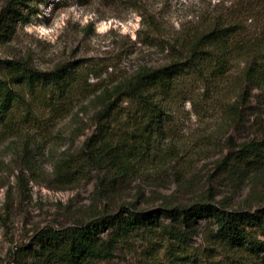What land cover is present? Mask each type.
<instances>
[{"label":"rangeland","instance_id":"374dc122","mask_svg":"<svg viewBox=\"0 0 264 264\" xmlns=\"http://www.w3.org/2000/svg\"><path fill=\"white\" fill-rule=\"evenodd\" d=\"M6 4L0 0V19ZM18 10L22 16L5 19L10 34L0 41L1 59H29L43 71L67 62L89 65V82L104 85L141 66L167 64L179 33L199 30L204 22L236 16L254 35L264 26L257 0H28ZM137 17L136 38L122 35L119 25L134 24ZM109 21L119 25L96 31ZM41 26L59 33L55 44L25 31ZM243 66L235 63V79ZM192 90L156 140L154 155L127 170L85 148L97 134L93 97L67 114L35 109L18 121L14 135L0 142V264H14L17 247L41 248L36 237L44 230L87 224L123 206L148 210L207 201L228 209L263 207L264 170L235 176L219 167L232 143L250 138L252 125L264 126L258 92L245 126L237 127L227 123L219 108L222 96L211 84ZM202 244L201 235L192 246ZM130 245L113 264H152L146 242L139 238Z\"/></svg>","mask_w":264,"mask_h":264},{"label":"trees","instance_id":"16d2710c","mask_svg":"<svg viewBox=\"0 0 264 264\" xmlns=\"http://www.w3.org/2000/svg\"><path fill=\"white\" fill-rule=\"evenodd\" d=\"M257 1L263 18L264 0ZM27 4L7 0L0 41L10 34L7 15L22 16L18 9ZM199 25L173 40L167 64L141 66L107 85L89 82L94 73L89 65L67 62L43 71L29 59L0 58V142L14 135L18 121L35 109L67 114L93 97L97 134L85 148L127 170L154 155L156 140L174 122L179 106L191 100L188 95L198 83L219 91V108L228 124L245 126L254 92L264 108V26L254 35L230 15ZM239 61L244 66L235 79L233 67ZM251 129L250 138L232 143L219 167L235 176L264 170V126ZM201 235L203 244L193 247ZM36 238L42 247H17L14 264H113L139 238L148 244L152 264H264V206L228 209L207 201L148 210L123 206L87 224L44 230Z\"/></svg>","mask_w":264,"mask_h":264},{"label":"clouds","instance_id":"9594fccd","mask_svg":"<svg viewBox=\"0 0 264 264\" xmlns=\"http://www.w3.org/2000/svg\"><path fill=\"white\" fill-rule=\"evenodd\" d=\"M83 23H87V19L85 21H83ZM119 25V22H117L116 25H114L111 21L107 22V23H104L102 22L100 25L97 26L96 28V31L98 33H105L107 32L109 29L113 28V27H116ZM140 27V23H139V17L136 18V23H132V21H128V25L125 26V25H119V30L121 32L122 35L124 34H129L131 33L132 35V38L135 39V31L136 29H138ZM178 27V25H177ZM26 32L28 33H33L35 32V34L38 36V38L40 39H46L48 40L49 42L55 44L56 43V39H57V36L59 35V33L57 32L56 35H53V29H48V28H45V27H38V28H33V27H27L25 29Z\"/></svg>","mask_w":264,"mask_h":264}]
</instances>
